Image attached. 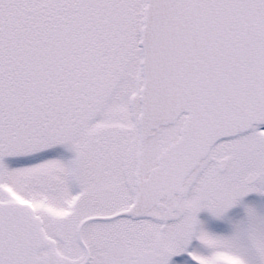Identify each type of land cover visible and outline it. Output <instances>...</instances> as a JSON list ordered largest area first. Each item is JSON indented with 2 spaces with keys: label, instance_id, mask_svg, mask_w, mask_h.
<instances>
[{
  "label": "snow or ice",
  "instance_id": "1",
  "mask_svg": "<svg viewBox=\"0 0 264 264\" xmlns=\"http://www.w3.org/2000/svg\"><path fill=\"white\" fill-rule=\"evenodd\" d=\"M0 264H264V0H0Z\"/></svg>",
  "mask_w": 264,
  "mask_h": 264
}]
</instances>
